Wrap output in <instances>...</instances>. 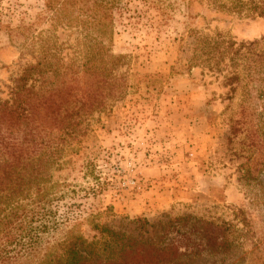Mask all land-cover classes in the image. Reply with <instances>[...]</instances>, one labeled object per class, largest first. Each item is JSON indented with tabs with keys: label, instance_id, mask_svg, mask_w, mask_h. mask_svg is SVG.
<instances>
[{
	"label": "rangeland",
	"instance_id": "374dc122",
	"mask_svg": "<svg viewBox=\"0 0 264 264\" xmlns=\"http://www.w3.org/2000/svg\"><path fill=\"white\" fill-rule=\"evenodd\" d=\"M42 11V0H0V97L23 62L5 26L33 24L32 54L46 42L52 54L81 57L80 29L52 26ZM214 32L264 46V17L218 12L206 4L187 9L181 0H118L109 49L120 57L115 72L124 74V92L84 119L64 157L69 161L52 178L63 177L74 188L69 200L80 203V210L111 205L115 217L107 223L113 227L135 217L153 221L164 212L235 222L231 209L243 210L253 246L242 241L231 253L202 255L187 264H249V251L259 264L264 261V188L242 177L246 141L243 133L230 135L229 126L230 119L258 126L259 118L241 116L240 106L257 111L262 103L254 92L249 104L242 103V80L231 85L234 90L224 85L222 76L232 68L226 58L216 66L215 54H190L194 34ZM242 66L238 61L235 68Z\"/></svg>",
	"mask_w": 264,
	"mask_h": 264
},
{
	"label": "trees",
	"instance_id": "16d2710c",
	"mask_svg": "<svg viewBox=\"0 0 264 264\" xmlns=\"http://www.w3.org/2000/svg\"><path fill=\"white\" fill-rule=\"evenodd\" d=\"M181 1L187 9L206 4L218 12L264 17V0ZM117 4L42 0L41 16L50 25L80 29L79 60L52 54L46 42L39 54H32V23L4 28L23 62L0 97V264H187L202 255L231 253L242 241L254 245L246 214L238 208L231 209L235 222L164 212L153 221L135 217L113 227L107 223L115 217L111 205L80 210V203L69 200L74 188L63 177L52 178L69 161L64 157L84 119L124 92V74L115 72L120 57L109 49ZM190 54H215L216 66L226 58L232 68L222 76L224 85L234 90L231 85L242 80V103L252 92L260 98L257 111L240 106L241 116L259 118L258 126L230 119L229 130L232 136L243 133L246 141L242 177L264 188V178L258 179L264 174V46L236 43L217 32L197 33ZM238 61L242 70L235 68ZM71 207L78 212L70 215ZM248 257L249 264L259 260L251 251Z\"/></svg>",
	"mask_w": 264,
	"mask_h": 264
},
{
	"label": "built area",
	"instance_id": "2783aa9c",
	"mask_svg": "<svg viewBox=\"0 0 264 264\" xmlns=\"http://www.w3.org/2000/svg\"><path fill=\"white\" fill-rule=\"evenodd\" d=\"M132 185H134V181L132 179L129 180Z\"/></svg>",
	"mask_w": 264,
	"mask_h": 264
},
{
	"label": "crops",
	"instance_id": "0c3cea01",
	"mask_svg": "<svg viewBox=\"0 0 264 264\" xmlns=\"http://www.w3.org/2000/svg\"><path fill=\"white\" fill-rule=\"evenodd\" d=\"M144 214H146V212H143Z\"/></svg>",
	"mask_w": 264,
	"mask_h": 264
}]
</instances>
